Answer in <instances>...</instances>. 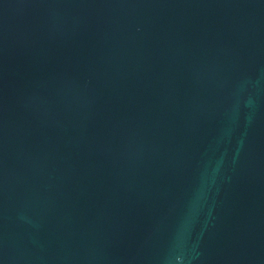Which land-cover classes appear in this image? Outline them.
I'll return each instance as SVG.
<instances>
[{
	"label": "water",
	"instance_id": "1",
	"mask_svg": "<svg viewBox=\"0 0 264 264\" xmlns=\"http://www.w3.org/2000/svg\"><path fill=\"white\" fill-rule=\"evenodd\" d=\"M0 264H264V0H0Z\"/></svg>",
	"mask_w": 264,
	"mask_h": 264
}]
</instances>
